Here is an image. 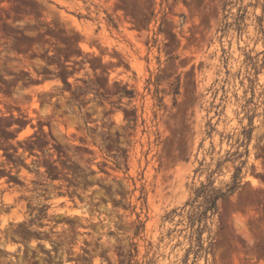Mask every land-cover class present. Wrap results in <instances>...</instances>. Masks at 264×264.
Here are the masks:
<instances>
[{
	"label": "rangeland",
	"instance_id": "374dc122",
	"mask_svg": "<svg viewBox=\"0 0 264 264\" xmlns=\"http://www.w3.org/2000/svg\"><path fill=\"white\" fill-rule=\"evenodd\" d=\"M0 264H264V0H0Z\"/></svg>",
	"mask_w": 264,
	"mask_h": 264
},
{
	"label": "trees",
	"instance_id": "16d2710c",
	"mask_svg": "<svg viewBox=\"0 0 264 264\" xmlns=\"http://www.w3.org/2000/svg\"><path fill=\"white\" fill-rule=\"evenodd\" d=\"M202 201H201V205L200 206H203V211L199 214V217H204L205 216V213L208 211V210H214V203L216 201V199L220 196H223L225 195L224 193H218L216 195H211L209 193V191H207L206 189L202 192Z\"/></svg>",
	"mask_w": 264,
	"mask_h": 264
},
{
	"label": "bare ground",
	"instance_id": "6f19581e",
	"mask_svg": "<svg viewBox=\"0 0 264 264\" xmlns=\"http://www.w3.org/2000/svg\"><path fill=\"white\" fill-rule=\"evenodd\" d=\"M34 106V105H33ZM26 133L25 132H21L20 134H19V136L20 137H22V136H24ZM11 249V248H10Z\"/></svg>",
	"mask_w": 264,
	"mask_h": 264
}]
</instances>
